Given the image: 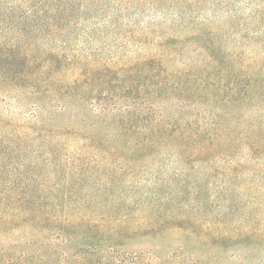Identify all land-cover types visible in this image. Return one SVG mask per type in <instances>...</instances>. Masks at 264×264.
Segmentation results:
<instances>
[{
	"label": "rangeland",
	"instance_id": "rangeland-1",
	"mask_svg": "<svg viewBox=\"0 0 264 264\" xmlns=\"http://www.w3.org/2000/svg\"><path fill=\"white\" fill-rule=\"evenodd\" d=\"M206 1L211 3L203 4L205 12L198 10L197 2L182 1L181 8L171 5L145 14L121 8L116 14L106 11L80 25L62 21L57 28L39 20L0 18L3 47L28 36L38 44L50 37L59 39L58 45L69 53L81 50L115 69L112 85L113 81L133 84L131 97L117 104L122 109L127 106L147 119L201 121L200 125L222 131L230 143H236L226 146L221 156L203 158L196 167H183L186 175L176 168L173 155L161 162L149 158L144 166L114 159L111 166L123 173L117 175L102 174L104 163H92L102 171L86 175L81 169L87 163L85 157L89 160L95 155L94 150H75L73 143L56 151L40 145L26 150L14 165H4L6 174L0 175L4 190L21 191V183L33 179L41 187H31L27 195L60 198V208L69 211L70 205L76 216L82 215L77 206H84L89 219L87 239L84 230L78 231L73 242L55 230L45 233L52 244L42 247L44 264H264V148L250 146L252 141L258 143V134L264 136V95L248 98L238 94L264 91V32L257 33L261 26L250 16L258 6L264 8V0ZM212 13L217 19L211 18ZM181 14L185 17L181 25H156ZM148 25L156 32L148 33ZM170 25L178 30L157 36ZM184 26L202 31L190 32ZM51 29L63 36H49ZM85 29L94 38L88 40ZM140 69H147L151 79L130 83V73ZM192 73H204L203 81L212 82L201 91L202 98L176 92L143 93L154 90L157 81L177 82L175 75L193 77ZM25 101L1 92L0 119L23 125L48 121L41 108ZM84 113L67 115L71 122L67 128L89 131L87 124L105 116L93 108ZM65 117L54 118L64 121ZM214 117L221 122L216 128L211 123ZM125 165L134 172H128ZM158 212L165 215L161 220ZM171 213L177 218L170 219ZM1 224L0 254L36 251L30 246V229ZM235 231L241 237L229 238L228 233Z\"/></svg>",
	"mask_w": 264,
	"mask_h": 264
},
{
	"label": "trees",
	"instance_id": "trees-1",
	"mask_svg": "<svg viewBox=\"0 0 264 264\" xmlns=\"http://www.w3.org/2000/svg\"><path fill=\"white\" fill-rule=\"evenodd\" d=\"M182 1L197 2L198 5L196 3L195 5L200 12H205L203 4L208 2L206 0H0V18L6 17L14 21L26 18L24 21L39 20L45 22L46 27H59L62 21L80 25L81 21L88 22L99 18L106 11L116 14L121 8L134 9L140 14H145L146 11L165 10L171 5L181 8ZM221 1L224 3L229 0ZM179 10L184 13L182 9ZM177 16L179 18L172 19L170 22L163 19L156 25L171 22H179L181 25L182 22H185L183 21L185 17L182 14ZM250 16L255 19L256 24L261 26L257 33L264 32V8L258 6L257 9L251 10ZM211 18L217 19L213 13ZM134 25L140 27L138 22H135ZM184 28L190 32L202 31L201 28L191 30L187 26ZM76 29V27L73 28L75 34H77ZM145 30L148 33L156 32L150 29L149 25ZM177 30L178 28L170 25L167 31H162L157 36L172 35V31L176 32ZM58 31V29L53 31L51 29L49 36L56 33L59 37L63 36V33ZM89 31L85 29L83 34L89 37L88 40H91L94 37H91ZM33 38L28 36L20 40L14 39L11 44L4 47L0 42L2 49V51L0 49V93L5 92L22 97L26 100L25 102L41 108L46 113L48 121L38 125H23L0 119L1 176L6 174L5 164L14 165L18 162V156L36 145H40L41 149L56 151L73 143L75 150L96 151L95 157L91 156L89 160L85 157L87 163L81 171L86 175H94L102 171L95 169L92 163L99 165L104 163L102 174L117 175L123 173L111 166L110 163L114 159L136 161V164L144 166L149 158L161 162L164 161L163 157L168 155L175 157L176 168L182 175H186L183 167H196V163L203 158L221 156L223 149L226 151L227 147L236 145L235 142L230 143V139H226L224 132L213 131L211 127L208 129L205 125H200L201 121L190 123L185 119L175 121L147 119L140 112L135 113L127 106L122 109L117 104L125 98L131 97L130 86L133 84H117L113 81L112 85L111 79L114 77L112 73H116V70L109 64H101V59L93 58L92 55L81 50L73 49L74 53H69L62 45H58L59 39L52 40L50 37L49 40L41 41L38 44ZM76 42L78 43L80 40L77 39ZM215 72L216 70L211 73L215 74ZM149 73L147 69H140L136 73H130L128 79L130 83L132 79L133 83L138 80L143 82L145 79H151ZM192 75L194 76L175 75L177 82L163 84L161 81H157L154 90L152 89L150 92L143 90V93L158 96L162 92L164 94L176 92V94L183 93L189 96L197 94V97L202 98L204 95L201 91L207 90L212 82L207 85V80L203 81L204 73L197 75L192 73ZM253 90L251 89L250 92L241 91L238 94L248 98L264 95V91L255 93ZM233 99L237 100L234 96ZM58 107L61 109H57ZM91 108L98 109L105 116L97 122L87 124L89 131L67 128L71 125L70 120H66L67 115L72 117V115L85 114L84 112L91 111ZM64 115H66L64 119L66 123L54 118L58 116L63 118ZM76 121L78 120H73V122ZM82 121L86 122L85 118H82ZM211 123L214 125L213 128L221 125L217 117ZM256 138L259 140L258 143L257 140L252 141L250 146L264 148L262 143L264 136L258 134ZM111 143L113 144L109 145ZM120 169L123 171L127 169L130 173L134 172L131 166H127L125 169L122 166ZM34 181L33 179L27 183L23 181L21 191H17L14 187L4 190V182H0L1 225L3 227L24 226L30 229V246L36 247V251L30 253L3 252L0 254V264H44L46 252L41 251L42 247L45 244H52V239L45 233H51L53 230L72 242L79 230H84L86 239L88 238L86 228L89 226V219L88 214L83 212L85 207L77 206L79 209L77 212L82 215L76 216L70 211L72 209L70 205L67 206L70 208L69 211L64 212L63 208H60L62 205L60 198L27 195L28 191L32 190L31 187H41L36 181L34 184ZM13 192L26 194H8ZM157 216L161 220L165 215L158 212ZM169 216H171L170 219L177 218L173 213ZM103 218L102 220H107ZM151 220L153 222L154 218ZM228 237L238 239L241 237V233L229 232ZM40 251L41 254L35 253Z\"/></svg>",
	"mask_w": 264,
	"mask_h": 264
}]
</instances>
